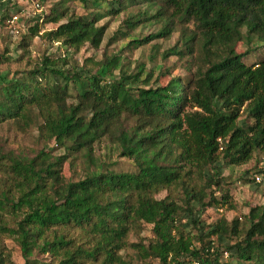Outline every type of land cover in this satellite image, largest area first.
<instances>
[{
  "label": "trees",
  "instance_id": "obj_1",
  "mask_svg": "<svg viewBox=\"0 0 264 264\" xmlns=\"http://www.w3.org/2000/svg\"><path fill=\"white\" fill-rule=\"evenodd\" d=\"M67 1L86 11L72 13ZM105 1L100 10L95 0H56L16 48L27 47L47 24L56 25L40 34L49 40L97 48L103 17L140 6L128 13L125 28L160 26L127 45L169 37L180 25L178 41L163 56L184 59L188 74L166 72L168 80L159 84L143 64L128 70L119 54L105 55L96 72L70 70L65 56L45 55L31 70L0 77V124L25 129L37 121L39 135L66 152L29 157L0 141V232L19 243L24 258L13 263L0 254V264H135L124 249L144 224L151 225L153 240L133 244L143 264H152L150 258L158 264H264V204L250 208L243 221L222 215L200 225L208 208L233 207L216 164L238 166L264 152V0ZM119 32L120 38L130 33ZM239 41L245 52L235 50ZM6 54L0 58L8 61ZM250 54L261 56L246 61ZM124 113L135 118L133 125L124 123ZM102 140L134 170L97 160L93 149ZM78 152L88 171L66 180V156ZM256 174L264 176V168L250 178L258 184ZM161 191L166 194L159 198ZM187 216H193V231L184 224Z\"/></svg>",
  "mask_w": 264,
  "mask_h": 264
},
{
  "label": "rangeland",
  "instance_id": "obj_2",
  "mask_svg": "<svg viewBox=\"0 0 264 264\" xmlns=\"http://www.w3.org/2000/svg\"><path fill=\"white\" fill-rule=\"evenodd\" d=\"M56 0H0V13L6 10V17L0 25V55L6 50V56L9 60L0 58V77L11 78L19 72L31 70L40 64L43 56L66 57L69 64L66 66L70 70L96 72L98 69L96 63L104 58L105 55L119 54L128 70L137 71L138 64H143L146 72L152 74V83L165 84L168 80L166 72L173 76L184 78L188 72L186 70V61L179 59L176 56L164 57L163 52L172 47L179 38L180 25H176V29L169 37H160L152 39L147 43L132 48L127 43L130 40L143 38L156 32L160 24L146 23L144 26L139 25L133 30L125 28L124 20L130 12H136L140 6L129 7L117 15H108L103 17L98 24L106 26L105 35L99 47L94 48L88 43L81 45L79 48L68 47L60 41L49 40L40 35L45 30H50L55 27V24L45 25L39 35L33 37L29 41V45L24 49L16 48L21 42L22 37L28 33V28L35 24L37 18L43 12H49L52 4ZM95 4L100 10L106 6L105 0H95ZM66 5L70 11L75 14H80L86 11L78 2L67 1ZM92 10V8H91ZM70 12V13H71ZM16 15L17 18L13 23L9 22L10 18ZM191 28V24H187ZM119 30L130 32L125 38H120ZM237 52H245L247 46L241 41L235 44ZM261 55L250 54L245 59L252 62L257 61ZM195 67L192 68L194 70ZM100 67L98 70H101ZM118 71H115L117 74ZM141 78H145V73ZM158 79V80H157ZM43 86V85H42ZM39 84V90L42 88ZM43 91V90H42ZM92 101L85 103L91 104ZM128 111L130 109L127 105ZM122 120L126 125H133L135 118L124 113ZM0 141L6 144V147L11 148L15 152L23 153L26 156L32 157L38 151L44 150L51 156L66 154L53 140H47L39 135L37 129V121L30 124L29 127L21 129L15 123L5 122L0 124ZM83 152L74 153L66 156V163L63 165L62 174L66 180H77L82 178L88 171V163L83 157ZM93 156L100 161L105 162L108 168L115 170H134L131 161L127 158L119 157L115 149V145L107 140H102L100 144L94 145ZM219 176L223 179V188L229 191L232 201V208L211 207L201 215V226L211 224L222 215H225L229 220L238 217L243 221L249 209L254 206L264 204V184H255L250 181V178L257 169L264 168V152L254 153L253 157L246 163L238 166H222L218 162ZM95 170L94 166H90V170ZM166 194L161 191L157 197L161 198ZM193 216H187L184 219V224L188 230L193 231L191 220ZM11 225V222H8ZM154 238L151 231V225L144 224L139 233H131L128 237L127 247L124 253L133 259L135 264H143L142 258L136 253L133 244L141 242L144 244L150 243ZM225 241V240H224ZM0 254L7 255L13 263H22L24 258L20 249L19 243L8 234L0 232ZM33 257L38 259L46 258L47 256L33 253ZM152 264H158L156 259L150 258Z\"/></svg>",
  "mask_w": 264,
  "mask_h": 264
},
{
  "label": "built area",
  "instance_id": "obj_3",
  "mask_svg": "<svg viewBox=\"0 0 264 264\" xmlns=\"http://www.w3.org/2000/svg\"><path fill=\"white\" fill-rule=\"evenodd\" d=\"M16 18H17V16H16V15H13V16L10 18L9 22L13 23V22L15 21ZM254 181H255L256 183H258V184L264 183V176L261 175V174H256V175L254 176ZM227 255H228V253H227V252H224V257H227Z\"/></svg>",
  "mask_w": 264,
  "mask_h": 264
}]
</instances>
